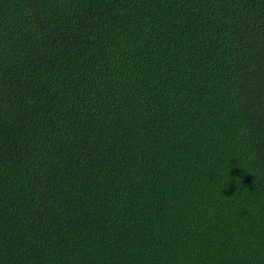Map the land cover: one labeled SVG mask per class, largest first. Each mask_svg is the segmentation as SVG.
Listing matches in <instances>:
<instances>
[{
    "label": "trees",
    "instance_id": "16d2710c",
    "mask_svg": "<svg viewBox=\"0 0 264 264\" xmlns=\"http://www.w3.org/2000/svg\"><path fill=\"white\" fill-rule=\"evenodd\" d=\"M0 264H264V0H0Z\"/></svg>",
    "mask_w": 264,
    "mask_h": 264
}]
</instances>
